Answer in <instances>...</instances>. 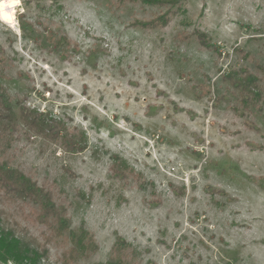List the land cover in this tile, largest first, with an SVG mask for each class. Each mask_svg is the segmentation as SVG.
<instances>
[{
  "label": "rangeland",
  "instance_id": "374dc122",
  "mask_svg": "<svg viewBox=\"0 0 264 264\" xmlns=\"http://www.w3.org/2000/svg\"><path fill=\"white\" fill-rule=\"evenodd\" d=\"M8 1L0 85L87 137L71 153L22 129L11 149L15 167L73 204L72 229L95 237L98 252L74 264H105L119 238L140 264H264V110L246 124L230 81L264 65V0H187L158 28L141 24L170 6ZM116 158L138 177L112 171ZM24 206L0 193L3 225L39 243ZM63 250L51 245L48 264Z\"/></svg>",
  "mask_w": 264,
  "mask_h": 264
},
{
  "label": "trees",
  "instance_id": "16d2710c",
  "mask_svg": "<svg viewBox=\"0 0 264 264\" xmlns=\"http://www.w3.org/2000/svg\"><path fill=\"white\" fill-rule=\"evenodd\" d=\"M186 1L120 0L149 6L171 7L167 15H162L149 24H141L145 28L167 26L170 21L167 16H177L180 13L178 10H172L173 7ZM194 33L201 48L212 49L210 38L205 32L196 30ZM64 41L66 40L60 39L57 43L62 44ZM256 68L258 71L256 75L243 71L241 74L234 72L230 77L232 86L238 91L239 105L234 106L233 110L244 118L248 117L252 109L259 112L264 110V65L257 64ZM245 121L248 124L247 118ZM22 129L26 131L23 133ZM21 132L28 138L40 137L47 143L58 145L65 152H82L87 148V137L84 132H78L50 112L30 108L21 101L14 102L9 92L0 85V193L10 203L25 205L22 209L23 219L31 224H39L42 229V241L31 243L22 239L15 230L6 228L0 215V264H48L50 246L55 243L61 244L64 248L61 255L62 264H74L79 259L90 258L98 252L99 247L93 234L84 226L77 231L72 229L68 207L73 204L68 203L66 199L57 200L51 186L40 185L33 176L13 165L14 155L11 149L20 140ZM111 170L123 177L137 176L133 168L118 158ZM105 264H140V253L132 244L119 238L114 243L110 258Z\"/></svg>",
  "mask_w": 264,
  "mask_h": 264
},
{
  "label": "bare ground",
  "instance_id": "6f19581e",
  "mask_svg": "<svg viewBox=\"0 0 264 264\" xmlns=\"http://www.w3.org/2000/svg\"><path fill=\"white\" fill-rule=\"evenodd\" d=\"M3 12H9L11 14L14 13V9H13L10 1L2 0V2L0 3V14Z\"/></svg>",
  "mask_w": 264,
  "mask_h": 264
}]
</instances>
